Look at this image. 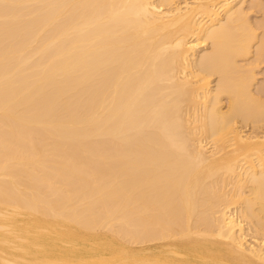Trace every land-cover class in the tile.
Returning <instances> with one entry per match:
<instances>
[{
	"label": "bare ground",
	"instance_id": "6f19581e",
	"mask_svg": "<svg viewBox=\"0 0 264 264\" xmlns=\"http://www.w3.org/2000/svg\"><path fill=\"white\" fill-rule=\"evenodd\" d=\"M264 0H0V264H264Z\"/></svg>",
	"mask_w": 264,
	"mask_h": 264
},
{
	"label": "rangeland",
	"instance_id": "374dc122",
	"mask_svg": "<svg viewBox=\"0 0 264 264\" xmlns=\"http://www.w3.org/2000/svg\"><path fill=\"white\" fill-rule=\"evenodd\" d=\"M264 68V66H262L260 69H263Z\"/></svg>",
	"mask_w": 264,
	"mask_h": 264
}]
</instances>
